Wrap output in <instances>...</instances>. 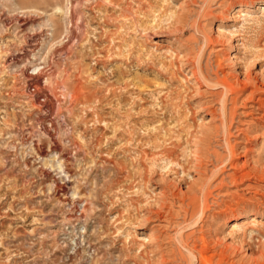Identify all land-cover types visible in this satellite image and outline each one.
Returning <instances> with one entry per match:
<instances>
[{
    "label": "rangeland",
    "instance_id": "1",
    "mask_svg": "<svg viewBox=\"0 0 264 264\" xmlns=\"http://www.w3.org/2000/svg\"><path fill=\"white\" fill-rule=\"evenodd\" d=\"M250 148L264 163V0H0V264H264V211L229 220L264 176L219 187Z\"/></svg>",
    "mask_w": 264,
    "mask_h": 264
},
{
    "label": "bare ground",
    "instance_id": "2",
    "mask_svg": "<svg viewBox=\"0 0 264 264\" xmlns=\"http://www.w3.org/2000/svg\"><path fill=\"white\" fill-rule=\"evenodd\" d=\"M255 3V1H253L252 5ZM73 7V5H72ZM76 10V9H75ZM74 11V10H73ZM73 19H74V15L72 14L71 12V15H70V21L71 23L73 22ZM32 22V18L31 16L28 17V16H24V17H21V18H18L17 19V24H18V28L24 32V30H26V27ZM74 34V33H73ZM71 35V34H70ZM75 36V35H74ZM73 37V36H72ZM71 37V38H72ZM203 39L205 40V44L208 45L210 42H211V38L206 35L205 33L203 34ZM26 38V37H25ZM31 38V37H30ZM74 38V37H73ZM219 39V38H218ZM215 41V40H214ZM217 41V40H216ZM215 41V43H216ZM218 43V42H217ZM219 44V43H218ZM217 44V45H218ZM39 40L37 39L36 36H34L31 41H28V48L25 50V53L26 55L30 54V53H35L38 49H39ZM62 46V45H61ZM67 48L65 47V50ZM61 50V49H60ZM53 53V52H52ZM56 54V53H54ZM53 56V55H52ZM16 60V58H11V61H14ZM55 60V59H54ZM52 61V60H51ZM55 63V61H54ZM48 68V67H47ZM37 69V68H36ZM195 69V68H194ZM197 69V68H196ZM192 71V77L195 78V80L197 79L198 77V72L196 71ZM38 71L35 73V74H28V92L31 96V103H32V106L35 107L36 109L40 110V111H43V117L41 118V121H47L50 123L51 127L53 126V129L54 131L55 130V122H54V119L55 116L53 117V115L57 112V110L59 111L60 109V106L58 107V103H59V100H58V94H56L57 92L54 93V91H52L50 88L48 89L47 86L45 84H43V78L47 75H46V68H38L37 69ZM49 70V69H48ZM51 70V69H50ZM52 72V71H51ZM68 72V71H67ZM66 72V73H67ZM54 73V72H53ZM57 73V72H56ZM224 74V73H223ZM226 75V73H225ZM234 76V75H233ZM68 79V78H66ZM74 79V78H73ZM81 79V78H80ZM217 79V78H216ZM231 79V78H230ZM49 80V78H48ZM65 80V79H64ZM209 81V80H208ZM229 81V80H228ZM80 82V81H79ZM83 82V81H82ZM197 82V81H196ZM81 83V82H80ZM77 84L75 86V89L73 90V92L70 94L71 95V101H72V107L73 105L77 102L79 104H81L84 100V97H83V90H84V84ZM87 85V84H86ZM56 86V85H55ZM63 86V85H62ZM200 86V85H199ZM227 90L231 89V87H226ZM28 94V95H29ZM61 94V93H60ZM67 94V93H66ZM225 97V96H224ZM65 99V98H64ZM82 101V102H81ZM29 102V103H30ZM71 104V103H70ZM75 104V105H76ZM236 104V103H235ZM74 105V106H75ZM83 105V104H82ZM80 106V105H79ZM88 106V105H87ZM32 107V108H33ZM234 109L233 108V112H232V115L230 117V120L228 121V129L229 131L231 130V127L233 125V121H234ZM70 110V109H69ZM93 112V111H92ZM196 113V112H195ZM56 116H57V113H56ZM41 117V116H40ZM212 118V117H211ZM228 118V117H227ZM229 119V118H228ZM39 124V123H38ZM43 128V127H42ZM52 129V128H51ZM49 129H43L44 132H47L46 134H48L50 136V140L52 141V151L53 152H56L58 153L60 151V146L58 145V143L56 142L55 138V134L54 132H52L53 130ZM240 133V132H239ZM243 133V132H242ZM239 146V145H238ZM235 146H231V149H230V153H231V156H234L235 154ZM238 149V148H237ZM253 149H249L245 152V157L247 159H245L243 161V163L241 165H236L235 163H230L231 165H233L234 168H237L240 170V174L237 175V173H232V174H226L225 177H223L220 181V184H219V187L221 190L224 189L225 186H227V182L229 183H232V184H241L243 185L244 184V180L248 177V176H251V175H254V176H257V175H262L264 176V163L263 162H256V164H252V161H251V156H253ZM41 155H45L47 156L48 154L46 152H42ZM61 156V155H60ZM230 156V155H229ZM197 159V158H196ZM230 160V158H229ZM229 163V162H228ZM201 167V166H200ZM232 167V166H231ZM236 172V170H235ZM222 176V175H221ZM259 177V176H257ZM256 178V177H255ZM248 188H252V187H248ZM259 188V187H258ZM190 196H188V200L190 201L189 205L187 204V206H190V204L192 202H196L197 200V194L195 192V190H192V188H190ZM228 190V189H227ZM257 195H259L260 197H257L255 195V197L253 198H250L248 200H250L252 202V204L254 205V209H250L246 206H239L238 208L234 209L233 212H234V215L233 217H231L229 220H238L241 216L245 217L247 216L248 214L250 215V223L251 224H256L257 222V217L256 215L260 214V210H263L264 211V208L260 206L264 205L263 201L261 200V198H264V194H261V193H256ZM235 195V194H234ZM248 196V195H247ZM244 199V198H243ZM184 204L185 201L183 202ZM205 205L207 206L208 205V200L205 201ZM189 212V211H187ZM190 213V212H189ZM186 214V213H184ZM264 214V213H263ZM187 216L189 215L188 213L186 214ZM245 235V234H244ZM206 241V240H205ZM207 242V241H206ZM203 243V242H202ZM185 245H187V242L184 243ZM207 244V243H206ZM208 245V244H207ZM188 247V246H187ZM190 248V247H189ZM226 248H228L226 246ZM191 249V248H190ZM194 249V248H193ZM198 249V248H197ZM196 249V250H197ZM195 250V251H196ZM196 255L197 256V259L198 257L201 258L202 260L205 261V263L207 264H210V260L209 258H205L203 257V253L202 251H196ZM194 255V254H193ZM196 258V257H195ZM196 260V259H195ZM163 263L161 264H166V260L163 258Z\"/></svg>",
    "mask_w": 264,
    "mask_h": 264
}]
</instances>
